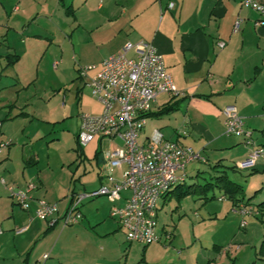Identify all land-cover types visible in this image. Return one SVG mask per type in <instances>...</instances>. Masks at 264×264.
I'll use <instances>...</instances> for the list:
<instances>
[{"label":"crops","instance_id":"1","mask_svg":"<svg viewBox=\"0 0 264 264\" xmlns=\"http://www.w3.org/2000/svg\"><path fill=\"white\" fill-rule=\"evenodd\" d=\"M242 2L243 0H56L53 3L49 0H0V59H4V64H0V95L10 93L8 98H0V110L8 108L6 114L0 117V139L17 140V136L10 132L5 122L17 118L26 122L31 116L26 105L20 106L18 103L23 89L17 87L24 84L27 76L23 71H18V68L30 42L35 39L47 40V51L60 41L63 47L66 43L70 44L73 58L85 57L88 59L87 65L93 66L87 72V77L95 75L102 61L120 52L126 43L135 46L140 42H148L162 56L173 87L179 94L162 93L156 97L146 118L143 137H148L157 129L166 139L191 147L199 154L200 159L186 166L183 184L193 171L194 176L198 177L197 163H207L210 155L217 156L219 151L231 149L235 143L240 144V138L237 142L233 139L237 137L225 134L222 115L225 106H235L251 132L256 128L264 132V26H255L260 16L253 10L244 8ZM60 4L67 6L64 13L67 17H72L75 23L73 29H61L60 24L53 23L48 18V12L53 16ZM170 4L172 7H169ZM39 19L44 21V25H40ZM237 19H241L240 29L233 32ZM30 26L35 28L31 29ZM219 41L224 42L223 48L218 47ZM128 56L135 58V50L132 49ZM53 67H56L55 63ZM30 78L28 76L26 81L29 82L28 85ZM78 78L85 79L80 78L79 74ZM81 91L79 89L80 95ZM167 106L173 108L159 114ZM73 119L74 141L81 154H77L75 158V168L69 182L65 186H59L57 190L50 188L43 175L41 177L39 157L34 151L27 150L24 145L17 150L10 144L0 153V178L8 185L18 190L24 189L29 182L36 184L35 190L30 193L26 210H21L8 198V191L0 184V226L4 228L3 231L0 227V262L4 264H28L35 249L38 251L42 247L57 225H63L61 217L70 205L72 194L96 190L102 185L110 187L108 178L119 181L126 170L125 164L119 168L111 167L105 158L110 147L120 146L119 142L97 137L90 142L95 143L93 155H84V146H79L77 142L80 115H75ZM25 128L24 125L23 132ZM180 131H185V135L180 134ZM105 141L107 148L101 156L98 145L101 146ZM256 143L261 147V143ZM74 150L77 153L78 149ZM82 154L90 166H93L92 162L96 166L97 172L93 176H90L91 172L82 163ZM247 155L234 162L232 167ZM99 165L107 169V175L103 174ZM81 166V175L75 178L74 174ZM190 166L193 169L190 170ZM214 166L216 169L220 163L215 162ZM248 170L246 172L249 175H264V156L256 161L254 168ZM222 172L228 176L227 171H220V174ZM228 178L230 179L229 176ZM175 193L179 200L189 194L180 198L179 191L174 187L159 201L158 210L163 208L169 195ZM129 195V191H122L113 201L100 196L86 200L80 206L82 218L75 223L78 229L86 235V228L89 227L94 237L104 238L105 241L112 239L107 246L101 247L104 254L102 264L112 262L111 255L116 253L117 262H120L122 244L126 242L125 234L109 212L112 205L122 206ZM36 200H44L58 207L57 221L53 225L34 217ZM206 200L204 199L203 204ZM234 202L236 200L232 202L235 207L238 203ZM261 202H264V198L252 207L253 214L246 218L264 221V213L257 207ZM232 210L238 215L235 209ZM21 229L24 230L16 233ZM156 233L159 241L164 237L163 242L176 248L177 237L174 232L169 227L159 226L158 219ZM168 235H171L169 239ZM194 244L188 250L195 251L200 256L201 260L195 264H215L218 260L231 263L242 253L239 246L228 243L226 247V244L208 245L200 240L199 244ZM147 245L144 244L143 248ZM44 254L46 253L42 256ZM140 262H144V259ZM180 262L182 263L181 260Z\"/></svg>","mask_w":264,"mask_h":264},{"label":"rangeland","instance_id":"2","mask_svg":"<svg viewBox=\"0 0 264 264\" xmlns=\"http://www.w3.org/2000/svg\"><path fill=\"white\" fill-rule=\"evenodd\" d=\"M49 1L54 3L56 0ZM66 7L60 4L53 16L51 12H48V18L53 23L60 24L61 29L70 30L74 28L75 23L72 17L65 15ZM39 23L44 25L41 19ZM13 38L12 36L11 40ZM47 45V40L37 41L35 39L29 43V49L23 54L18 71H23L27 76L24 84L17 86L18 89H23L18 103L20 106L26 105L32 117L30 116L26 122H23L21 118L6 121L7 128L17 136V140L12 138L13 140L7 139L6 141L11 144L10 146H15L17 150L24 145L27 150L34 151L39 157L41 177L43 175L50 188L57 190L59 186L67 185L75 168V158L77 154H81L73 136L74 116L100 114L102 107L92 96L89 87L85 85V79H79L76 72L77 69L88 66V59L78 56L73 58L70 44L66 43L63 47L60 41L58 44H53L48 51ZM0 60V64H4V59ZM28 76L31 77L29 85V82H26ZM79 89H82L81 95ZM9 94L4 92L0 98H8ZM13 95L15 100V94ZM7 109L0 110V117L6 114ZM63 119L64 121H61ZM24 125L26 128L23 132ZM233 139L239 142L238 138L233 137ZM252 139L255 144H257L256 141L261 143L264 154V132L256 128L252 131ZM118 142L115 140V143ZM94 146V142L84 146L82 148L84 155L91 157ZM74 148L78 149L77 153L74 152ZM106 148V141L101 146L98 145L101 156ZM246 152H249V147L240 141V144L235 143L231 149L219 151L217 156L210 155L207 163H197L198 177L194 176L193 171L185 183L186 187L193 185L189 189V194L180 200L176 193L169 195L163 208L157 211L159 226L169 227L177 237L176 248L168 242H163L164 237H161L159 242L148 244L146 248H143L144 244L136 242L129 244L124 241L120 251V262H117L118 253H116L111 255L113 261L109 264H195L196 261L201 260L200 256L188 249L193 243L199 244V240L202 243L207 242L208 245L228 243L242 249V253L233 262L218 260L215 264H264V253L261 252L263 251L264 221L248 217L245 219L246 227L241 229L238 225L241 217L232 210L236 207L232 204L235 199L241 198L242 202L248 201L249 205L254 208V205L264 198V175H249V170L246 172V170L230 169L234 166V162L248 154ZM84 155L80 156L82 163L91 172L90 176H93L97 168L93 162V166H90L85 161ZM215 162L220 163L216 169L213 167ZM69 164H71L70 167H68ZM99 166L101 168V165ZM188 168L191 170L193 166ZM82 169L83 166L79 169L80 172L79 170L75 172V178L81 175ZM101 169L103 174H108L106 168L102 166ZM220 171H227L230 179L240 185L242 191L236 192L231 198L225 194L223 199H217L223 192L216 187H209L205 192L201 191V186L207 183L210 177L220 174ZM77 185H80L79 182ZM8 195V198L15 204V200L10 197L9 193ZM211 196H214V199H209ZM204 199H207L205 204H203ZM239 202L242 203L237 201L238 204ZM61 225L55 227L51 237L41 245L42 247H39L38 251L35 249L28 264H102L104 254L101 247L107 246L112 239L105 241L104 238L94 237L91 228L87 226L85 235L76 224L64 227ZM0 227L4 231L3 226ZM127 245H130L128 249H126ZM43 253L48 255L45 261L42 260ZM142 259L144 262L139 263ZM0 264L4 263L0 262Z\"/></svg>","mask_w":264,"mask_h":264},{"label":"built area","instance_id":"3","mask_svg":"<svg viewBox=\"0 0 264 264\" xmlns=\"http://www.w3.org/2000/svg\"><path fill=\"white\" fill-rule=\"evenodd\" d=\"M242 6L256 12L260 19L255 26H264V0H243ZM169 7H172L170 4ZM241 19H237L233 32L240 29ZM219 48L224 42L217 43ZM134 49L136 57L128 53ZM93 66L79 69V77L85 78L92 96L101 104L100 114H81L77 132L79 146H85L95 138L119 141L120 146H113L105 153L108 164L113 168L126 165L121 180L108 178L111 186H100L96 190L77 192L71 195L70 205L61 217L63 225H72L82 218L81 204L89 199L105 196L113 201L122 191L130 195L122 206L112 205L109 215L115 219L125 234L126 242L150 244L158 242L157 211L158 203L174 187L185 180L186 166L200 159L191 147L168 140L157 129L148 137H143L146 118L152 104L159 94L178 95L172 79L166 69L162 56L148 42L137 45L126 43L120 52L105 58L100 69L92 77L87 72ZM225 134L240 138L249 147L247 157L236 164L235 168L245 171L254 168L256 161L263 157V149L252 139V132L246 128L244 118L235 106L228 105L222 109ZM185 135V131H180ZM10 143L0 139V153ZM0 184L8 191L15 204L21 209L28 208L30 193L36 184L29 182L24 189L14 190L3 178ZM220 196L218 199H223ZM241 217L239 227L247 225L246 216L253 214V208L242 202L235 207ZM57 207L44 200H36L34 216L53 225L57 221ZM24 229L17 230L16 233ZM171 235H168V239ZM47 254L42 256L45 261Z\"/></svg>","mask_w":264,"mask_h":264},{"label":"trees","instance_id":"4","mask_svg":"<svg viewBox=\"0 0 264 264\" xmlns=\"http://www.w3.org/2000/svg\"><path fill=\"white\" fill-rule=\"evenodd\" d=\"M172 108H173V106L164 107V109L162 111H160L159 114L169 112ZM214 168H215V166H214ZM231 169H235V167H231ZM191 187H193V185H188L186 187L185 183L184 184L182 183V184L177 185L175 188L179 191L178 196L181 198V197H184L185 195H187L189 193V189H191ZM209 187H216L217 189H219L223 192L224 196H225V194H228L229 198H231V196H233L236 192L242 191V187L240 185H237L233 181H231L228 178V176L226 174H224L223 172H222V174L210 177L209 180L207 181V183H205L203 186H201V191L205 192L206 189ZM209 199H214V196L209 197ZM235 200H236V202H234V203H237V201L242 202L241 198L235 199ZM235 200H233V201H235ZM245 203L249 204L248 201H246ZM257 207L261 213H264V202L259 203L257 205ZM262 244H263V248H262L263 251H261V252L264 253V240H263Z\"/></svg>","mask_w":264,"mask_h":264}]
</instances>
